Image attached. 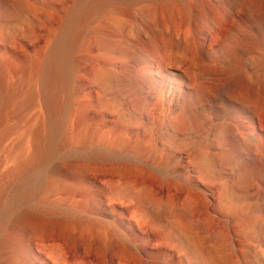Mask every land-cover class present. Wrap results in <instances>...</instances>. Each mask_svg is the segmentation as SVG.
Here are the masks:
<instances>
[{
  "label": "rangeland",
  "instance_id": "374dc122",
  "mask_svg": "<svg viewBox=\"0 0 264 264\" xmlns=\"http://www.w3.org/2000/svg\"><path fill=\"white\" fill-rule=\"evenodd\" d=\"M196 1L118 2L94 15L61 94L65 144L14 175V159L32 154L29 132L47 124L45 64L79 0H14L17 12H0V73L17 89L0 110V243L11 245L0 264H207L201 254L264 264V21L229 19V6L207 0L220 15L207 24L186 11ZM147 52L165 73L131 89ZM238 80L247 92L233 98ZM217 89L224 102L212 103ZM29 211L42 229L19 228Z\"/></svg>",
  "mask_w": 264,
  "mask_h": 264
},
{
  "label": "bare ground",
  "instance_id": "6f19581e",
  "mask_svg": "<svg viewBox=\"0 0 264 264\" xmlns=\"http://www.w3.org/2000/svg\"><path fill=\"white\" fill-rule=\"evenodd\" d=\"M138 0H79L77 9L74 11L67 25L65 33L59 39L56 47L52 51L50 57L45 64V73L43 78V99L47 112V124L41 117L37 126L32 129L29 134L32 138V154L24 160L20 156L16 157L15 167L10 172L11 175L19 173L23 168L29 166H35L40 160L46 157L47 151L51 148H62L65 144V136L63 134V120L62 114L65 110L64 101L61 99V94L70 91V86L73 78L74 60L72 59V53L77 48L78 44L82 40V37L86 31L88 23L92 17L100 13L108 4H115L118 2H135ZM224 5L229 6L232 13L229 14V19L243 18L247 23H253L254 21H264V0H222ZM243 7L244 15L238 14L235 9ZM18 8L14 0H0V12H6V14H14ZM31 10L29 7L23 9L24 13ZM194 17L203 20L207 24H211L212 19L219 14L214 13L210 8V4L207 0H197L194 5L186 9ZM22 14V15H23ZM21 15V16H22ZM23 21V19H22ZM210 22V23H209ZM247 40L250 36L246 35ZM252 40V39H250ZM38 69V63L33 64L30 67V73L33 75ZM165 70L162 69L160 63L152 56V52H147L142 55L139 63L138 76L131 78L127 82L132 89L136 85L149 86L153 82L154 74H163ZM187 75V74H186ZM0 110L4 111L6 107L11 103L15 93V88H6L4 86V75L0 73ZM163 97L166 101H171L174 96L171 94L166 97L168 91L165 86L162 88ZM232 91V92H231ZM231 97H239V93H246V85L243 81H237L236 90H231ZM229 92V94H230ZM224 91L221 90H208L207 98L212 102H221L224 100ZM241 93V94H242ZM236 95V96H235ZM236 97V98H237ZM35 94L32 91H28L25 101L22 103V108H26L34 102ZM172 98V99H171ZM241 98V95H240ZM238 100V99H237ZM224 102V101H223ZM250 112V111H249ZM250 121H255L253 112H250ZM4 121V115L0 117V124ZM255 122H253L254 124ZM255 125V124H254ZM47 126V127H46ZM261 126V125H260ZM229 156L232 159H239L238 148L232 146L229 149ZM242 168L256 172L259 169L258 165H251L245 161L241 162ZM41 185V182L36 183L35 188H28L26 193L32 194L36 188ZM151 195L144 191L140 197L141 200L151 199ZM172 213H178L179 210L175 208H168ZM195 209V206L188 202L184 206V214H190ZM19 228L23 230H40L43 227V220L40 214L35 212H25L17 221ZM71 238V237H70ZM72 239V238H71ZM190 240V239H189ZM191 242V241H190ZM191 244V243H190ZM194 247V244H193ZM11 245L9 241L4 240L0 243V251L10 250ZM195 248V247H194ZM196 249V248H195ZM197 254H201L200 252ZM202 261L207 264H214L213 257L199 256Z\"/></svg>",
  "mask_w": 264,
  "mask_h": 264
}]
</instances>
